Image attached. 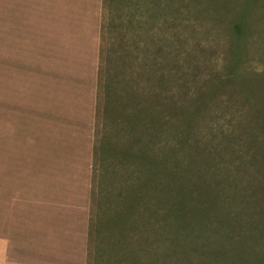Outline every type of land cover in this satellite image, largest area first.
Returning <instances> with one entry per match:
<instances>
[{"label": "trees", "instance_id": "obj_1", "mask_svg": "<svg viewBox=\"0 0 264 264\" xmlns=\"http://www.w3.org/2000/svg\"><path fill=\"white\" fill-rule=\"evenodd\" d=\"M119 38L97 77L86 264H264V70L235 47L203 72Z\"/></svg>", "mask_w": 264, "mask_h": 264}, {"label": "rangeland", "instance_id": "obj_2", "mask_svg": "<svg viewBox=\"0 0 264 264\" xmlns=\"http://www.w3.org/2000/svg\"><path fill=\"white\" fill-rule=\"evenodd\" d=\"M120 35L151 58L172 44L181 68L235 47L264 70V0H0V264H86L97 77Z\"/></svg>", "mask_w": 264, "mask_h": 264}]
</instances>
